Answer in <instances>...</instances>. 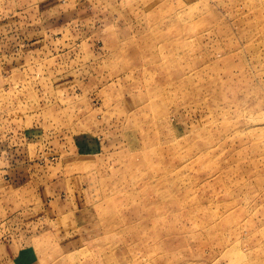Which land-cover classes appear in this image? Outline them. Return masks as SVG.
Wrapping results in <instances>:
<instances>
[{"label":"rangeland","instance_id":"obj_1","mask_svg":"<svg viewBox=\"0 0 264 264\" xmlns=\"http://www.w3.org/2000/svg\"><path fill=\"white\" fill-rule=\"evenodd\" d=\"M2 71L27 264H264V0H0Z\"/></svg>","mask_w":264,"mask_h":264},{"label":"crops","instance_id":"obj_2","mask_svg":"<svg viewBox=\"0 0 264 264\" xmlns=\"http://www.w3.org/2000/svg\"><path fill=\"white\" fill-rule=\"evenodd\" d=\"M82 8L79 9L80 12ZM5 76L4 71L0 72V74ZM0 166L3 167L4 171H9L10 167L6 164L7 160H1ZM6 166V168H4ZM6 215L2 214L0 217V264H27L26 254L31 251V246L29 244L21 243L11 237V229L9 228V223ZM8 226V227H6ZM20 236V235H19ZM25 240V239H24ZM30 249L28 250V246ZM28 250V251H27Z\"/></svg>","mask_w":264,"mask_h":264}]
</instances>
